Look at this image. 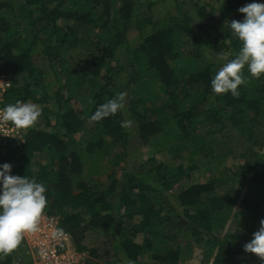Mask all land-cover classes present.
I'll return each instance as SVG.
<instances>
[{
    "label": "trees",
    "instance_id": "1",
    "mask_svg": "<svg viewBox=\"0 0 264 264\" xmlns=\"http://www.w3.org/2000/svg\"><path fill=\"white\" fill-rule=\"evenodd\" d=\"M13 1L0 0V74L12 80L2 104L19 100L45 107L32 126L20 128L23 142L1 146L0 165L9 163L10 175L44 184L42 214L58 220L75 252L86 253L83 264H182L193 245L205 247L202 264L212 256L210 264H264L243 250L264 219L259 216L264 207V74L253 77L245 66L237 96L215 94L210 85L240 48L228 23L242 20L238 8L253 0H191L190 10L171 0L176 14L156 21L155 0H22L17 8ZM130 28L141 38L134 48L127 37ZM81 34L93 35L86 53L79 50L87 48ZM124 54L130 74L121 86L117 78L125 69ZM49 71L55 86L51 94L45 82ZM154 88L159 94H152ZM121 92L127 93V112L124 106L99 121L90 119L98 105ZM70 100L81 104L79 112L64 108ZM144 101L152 109L143 108ZM50 105L56 106L52 112L46 109ZM79 115L91 120L92 132L83 150L69 151L73 136L83 129ZM46 116L54 118L51 125ZM127 120L136 124L142 145L161 136V146L182 142L205 160L215 151L224 159L239 148L237 157L244 162L236 173L228 171L231 181L212 176L173 192L180 179L199 170L192 158L182 171L153 158H132L120 166L115 157L119 178L102 190L93 179L100 172L96 161L118 146L127 148L132 137L122 125ZM36 156L44 162H33ZM253 184L258 186L249 197L244 190ZM88 233H106L104 249L88 242ZM179 237L187 243L180 245ZM16 249L27 246L21 240ZM14 253L4 254L7 261Z\"/></svg>",
    "mask_w": 264,
    "mask_h": 264
},
{
    "label": "clouds",
    "instance_id": "2",
    "mask_svg": "<svg viewBox=\"0 0 264 264\" xmlns=\"http://www.w3.org/2000/svg\"><path fill=\"white\" fill-rule=\"evenodd\" d=\"M237 11L243 14V19L232 20L228 26L239 40L240 48L212 77L210 85L215 94L237 96L238 86L245 82L241 71L245 66L253 77L264 74V0H253ZM124 97L125 93L121 92L116 98L98 105L90 119L99 121L116 114L124 107ZM40 114L38 105L19 100L0 108V120L11 122L17 128L32 126ZM127 123L130 121H124L122 125ZM10 172L9 163L0 165V254L10 253L21 240L24 242V233L35 231L47 204L43 183L24 175H10ZM243 250L264 261V219L259 221L258 229L244 244Z\"/></svg>",
    "mask_w": 264,
    "mask_h": 264
},
{
    "label": "rangeland",
    "instance_id": "3",
    "mask_svg": "<svg viewBox=\"0 0 264 264\" xmlns=\"http://www.w3.org/2000/svg\"><path fill=\"white\" fill-rule=\"evenodd\" d=\"M179 3L183 2V4L185 5V9L190 10L191 9V0H178ZM201 4L204 2H207V0H201L200 1ZM19 4H22V0H14L13 1V5L15 8L18 7ZM177 4L171 0H167V1H162V0H155V3L152 6V20L156 21V20H163L167 17V15L169 14H176V6ZM181 9H183L182 7H180ZM142 9H145V7H143ZM82 39L83 42L85 43V45L87 46L86 49H84L85 47H81V49L84 51L85 53L87 52V49L89 48L91 39H93V35H82ZM127 37L128 40L131 42V47L134 48L136 46H138L141 42V38H140V34L138 33L137 30L130 28L127 31ZM79 52V51H78ZM88 58H91L92 56H90L89 54H86ZM129 57L127 55H121L120 56V61L124 64L125 69L123 70V73L119 75V77L117 78L119 84L121 86L125 85V77L128 76L130 74V70L127 69V61H128ZM33 60L34 63L37 66H41V58L39 53H35L33 56ZM81 59H78L75 61L74 65L77 66L78 62ZM48 75H46L45 77V82L48 85V94H51L52 92H54L55 90V86H52L53 80L54 78L52 77V72L49 71L47 72ZM31 82V80H29V83ZM32 83V82H31ZM179 85V89H180ZM159 88V87H158ZM154 92L152 91L153 95H157L159 94V91L157 90V88H154ZM126 91V89H124V92ZM127 94V93H125ZM37 98H39V95H37ZM165 100H167L166 98H163V100L160 103H157L158 105L163 104V102H165ZM123 104L125 106L124 111L127 112L128 110V100L126 99V97H124L123 100ZM40 108V110L43 109V107H45L44 103H38L37 104ZM64 108H72L74 111L79 112L81 110V104L79 102H76L75 100H70L67 103L65 102L64 104ZM142 107L145 109H152V103L149 101H144L142 102ZM56 108V106H47L46 109L49 111H53ZM166 110L164 111V113H166ZM129 114L125 113V118L128 117ZM47 117V116H46ZM147 117H152L149 114H147ZM48 118V117H47ZM79 118L84 121L83 122V129L78 133L75 134L73 136V139L70 141L68 148L69 151L70 150H83L86 146V142L88 140V135H90V133L92 132L91 127H92V122L89 118L85 117V115H79ZM47 121H49V124L51 125L54 121V118L52 116H50ZM128 121V120H127ZM127 129L130 131V133L132 134V137L130 138L129 144L127 146L126 149H123L121 146L117 147L115 150L112 151L111 155H109L108 157L106 156H101V158H98V160L96 161V170L100 169V172H98V174H94L93 175V179L95 181H97L100 185L98 187H101L102 190L106 189V185L110 184L111 181L116 180V178H119V174H120V170L119 167L123 166L125 164V161H129L132 160V158L136 159L137 161H145L149 158H153V160H155L154 162L159 164H164L167 167H171V168H175V167H182V171H184L186 169V166L188 164H190V158L193 159V161H195V164L197 166H199V170H194L192 172V177L190 178H182L180 179L174 186L175 189H173V192H179L181 191L183 188L188 187L189 185H191L192 183H204L208 180H210V177L214 176V177H224L225 181H231L232 177L227 176L228 171H230L231 173H236L239 168L240 165L243 164L244 161H240L237 157V155L240 153V149L236 148L235 150L237 152H235V154L229 155V157H226L224 159H220V157H218L220 154H218L219 151H215L214 154H212L211 156H209V158H206V160L204 158H200V156L198 155H194L192 154V152L190 150H188L186 147L183 148L184 143L179 142L178 145L175 144L173 145L172 148H170L169 146H161V143L163 138L161 136H159L156 140H151V143L153 144H146V145H142L137 141V134H138V129L135 123H127ZM107 140V139H105ZM158 143V144H156ZM214 147V146H213ZM261 149H264V141H263V145L261 146ZM118 158L119 161V167L117 165H114L112 163V160H116V158ZM38 161L40 163H43L44 161L42 160V158L36 156L33 159V162ZM207 161V162H206ZM215 168H217V170H215ZM248 175L252 174V169L247 171ZM191 175V174H190ZM192 179H194L192 181ZM172 183V179L171 182ZM258 185L253 184V186L250 187H246L247 189L244 190V192H246V195H248L249 197H253L252 194L253 189L254 191L257 189ZM245 188V187H244ZM224 191V190H222ZM243 191V190H242ZM255 197H258V195L256 194ZM256 199V198H255ZM240 197L237 199L236 205H235V209H237L238 207H240ZM235 209L233 211H235ZM259 216L262 218L264 217V207L261 208L260 212H259ZM106 234V233H105ZM105 234H97V233H88L87 234V241L90 243H93L95 246H102L104 249V242L107 241V239H109V236H105ZM191 239V237H190ZM178 242L180 245H184L187 243V238L186 237H179L178 238ZM104 244V245H103ZM204 245H193V249H192V254L191 256H189L182 264H202V261H204V251H205V247H203ZM14 250V249H13ZM12 250V251H13ZM17 251V252H16ZM11 253V252H10ZM15 255V256H14ZM79 255V260L81 261L80 264H83L84 259L86 258V253H78ZM81 258V259H80ZM31 255H30V251L29 250H25V251H21L20 249L17 250L15 248V253L13 255H11V259L10 261H7L6 256L4 254H0V264H32L31 261ZM213 260V256L211 257V259H209L207 264H210ZM144 262H150V259L145 257L143 258ZM109 264H121L118 263L115 260H112Z\"/></svg>",
    "mask_w": 264,
    "mask_h": 264
},
{
    "label": "built area",
    "instance_id": "4",
    "mask_svg": "<svg viewBox=\"0 0 264 264\" xmlns=\"http://www.w3.org/2000/svg\"><path fill=\"white\" fill-rule=\"evenodd\" d=\"M9 75L0 74V108H3L4 94L11 87ZM20 128L11 122L0 120V149L10 140L23 142ZM33 264H80L79 255L75 252L70 234L64 231L58 220L42 214L35 231L23 234ZM80 254V253H79ZM81 259V258H80Z\"/></svg>",
    "mask_w": 264,
    "mask_h": 264
}]
</instances>
